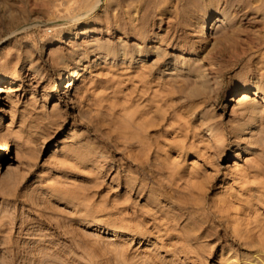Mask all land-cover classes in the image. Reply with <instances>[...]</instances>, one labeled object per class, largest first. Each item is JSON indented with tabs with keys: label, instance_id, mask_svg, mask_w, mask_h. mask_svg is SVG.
I'll list each match as a JSON object with an SVG mask.
<instances>
[{
	"label": "rangeland",
	"instance_id": "374dc122",
	"mask_svg": "<svg viewBox=\"0 0 264 264\" xmlns=\"http://www.w3.org/2000/svg\"><path fill=\"white\" fill-rule=\"evenodd\" d=\"M0 77V264H264V0H0Z\"/></svg>",
	"mask_w": 264,
	"mask_h": 264
},
{
	"label": "bare ground",
	"instance_id": "6f19581e",
	"mask_svg": "<svg viewBox=\"0 0 264 264\" xmlns=\"http://www.w3.org/2000/svg\"><path fill=\"white\" fill-rule=\"evenodd\" d=\"M98 2H99V0H98ZM134 9V8H133ZM132 11H136V10H132ZM133 13H135V14H137V12H133ZM134 17V16H133ZM161 17V16H160ZM161 18H163V17H161ZM135 20V19H134ZM225 20V18H224V16L222 15V16H217V17H215V20H214V22L209 26V27H207V29L209 30V31H212V30H214L217 26H218V24L219 23H223V21ZM138 21V20H137ZM170 20H168V19H166V18H163V19H160L159 20V23H158V26H157V29H159V30H161L162 29V27H163V25H168L167 23L169 22ZM132 22H135V21H132ZM131 22V23H132ZM140 23V22H139ZM135 24V23H134ZM139 25V24H138ZM154 25H156V24H154ZM132 26H133V23H132ZM135 27H136V25H135ZM134 27V28H135ZM165 27V26H164ZM164 27H163V29L162 30H165L164 29ZM137 28V27H136ZM166 28V27H165ZM158 34V33H157ZM205 34V33H204ZM153 37V36H152ZM154 39H156V40H160L161 39V37L160 38H158V35H155L151 40L153 41ZM155 40V41H156ZM157 41V42H158ZM62 42V41H61ZM161 42V41H160ZM122 56L124 55V54H121ZM144 55V54H143ZM156 61H160L159 59H157ZM157 62V63H158ZM164 63V62H163ZM155 64V63H154ZM166 64V63H165ZM152 66H154V65H152ZM165 66V65H164ZM152 68V67H151ZM150 68V69H151ZM154 68V67H153ZM152 68V69H153ZM152 71V70H151ZM150 71V72H151ZM146 72H148L149 73V71H146ZM141 75H143L142 73H141ZM4 81V79H2L1 77H0V83H2ZM58 81L59 82H61L62 81V77H58ZM249 95H254V96H258L259 95V93H258V91H257V89H254L253 91H251V93L250 92H247V91H245L243 94H242V96H241V98H239V100L237 101V102H239V103H245V102H248L249 100H250V96ZM260 104H261V106L262 107H264V98L262 99V101H260ZM185 128V127H184ZM182 130H184V129H182ZM184 131H186L187 132V130H184ZM183 131V135L182 136H186V134H184V133H186V132H184ZM188 134V133H187ZM185 138V137H184ZM205 140H207V142H210L214 147H216V148H221L222 146H223V144L227 141L226 140V138H225V136H220V135H218V134H216L214 131H212V130H209V129H207L206 130V132H205ZM211 145V146H212ZM192 146V145H191ZM213 147V148H214ZM182 150V149H181ZM9 150H8V148L7 147H2V148H0V156H5L6 155V153L8 152ZM233 165H235V164H233ZM244 177H245V175H243ZM242 176H240V178H241ZM244 177H242V178H244ZM194 187V186H193ZM186 253V252H185ZM229 258V257H228ZM230 260V259H229ZM228 260V261H229ZM256 260V259H255ZM227 263V262H226ZM252 264H254V262L252 263Z\"/></svg>",
	"mask_w": 264,
	"mask_h": 264
}]
</instances>
